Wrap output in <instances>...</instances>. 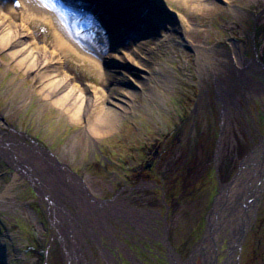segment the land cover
Returning <instances> with one entry per match:
<instances>
[{
	"label": "rangeland",
	"instance_id": "374dc122",
	"mask_svg": "<svg viewBox=\"0 0 264 264\" xmlns=\"http://www.w3.org/2000/svg\"><path fill=\"white\" fill-rule=\"evenodd\" d=\"M196 1L200 11L193 1L139 0L159 22L138 20L129 44L113 46L100 24L75 32L81 46L60 50L49 72L66 70L85 96H103L78 118L0 43V139L32 144L43 165L0 148V264H174L171 254L202 264L193 249L209 211L264 135V0ZM119 2L130 18L128 0ZM46 14L63 32L68 17L78 20L55 0H0L7 31L21 23L28 45L54 49ZM113 87L132 94L128 111L93 138L87 120L111 104ZM249 224L236 264H264V182ZM228 237L218 236L220 262Z\"/></svg>",
	"mask_w": 264,
	"mask_h": 264
},
{
	"label": "bare ground",
	"instance_id": "6f19581e",
	"mask_svg": "<svg viewBox=\"0 0 264 264\" xmlns=\"http://www.w3.org/2000/svg\"><path fill=\"white\" fill-rule=\"evenodd\" d=\"M103 2L108 9H116L119 12L124 9L125 3L119 2L120 0H100ZM139 1V0H138ZM137 0H128L130 9H125L132 14L131 19L135 20H153L156 16L148 18L149 12L146 9L148 6H139ZM197 2L196 0H187ZM141 2V1H140ZM122 3V5H119ZM197 10L200 11L202 4L197 2ZM143 8V9H141ZM149 8V7H148ZM120 18H123L121 13ZM156 17V21H157ZM46 24L51 28L54 33V44L52 45L54 49L43 46H33L28 45L25 42L24 36L28 35L27 30L22 26L21 23L16 24L11 30H6V20L4 16H0V43L3 47L9 49V54L15 57L17 60L16 64L22 66L28 73H33L34 76L40 75L43 79L41 85V92L44 97H50L52 103L59 105L62 110L66 113H70L72 117H81L85 114L89 105L92 104L94 107L98 103L102 102L103 96H99L97 92L91 95H84L82 93L83 88L77 85L70 73L66 70H60L59 73L49 72L50 67H55L51 69H57L59 67V55L65 52L68 48L75 49L81 46V43L74 36H66L58 22H54L53 16L46 14L45 17ZM160 20V19H159ZM157 21L156 23H158ZM122 28L115 29V36L121 39L123 37V32L126 31L127 21L121 22ZM156 25V24H155ZM149 27L148 29H151ZM145 28L143 31H149ZM118 31V32H117ZM129 44L128 42H124ZM86 48V46H83ZM82 48V47H81ZM120 48H117V51ZM62 50V51H60ZM91 56L83 55L86 58ZM127 56V55H126ZM130 56V55H129ZM110 64L114 67L120 66L121 59L117 54L108 55ZM128 57V56H127ZM130 57H134L131 55ZM92 60V58H90ZM127 60L130 61L129 57ZM65 61V60H64ZM57 63V65H56ZM40 68L44 69L42 71H47L44 74H40ZM60 68V67H59ZM107 78L116 79L118 72L115 68L105 70ZM42 75V76H41ZM106 99L109 100L110 105L101 104L96 111L94 119L87 120V132L93 138L100 137L105 133L113 131L120 117L128 111L129 97L132 95L128 91H122L118 87H113L109 90ZM13 136V135H11ZM1 138L0 148H5L2 150L4 152L12 151L24 162L29 161V158L33 159L34 165L43 166L40 159H37L38 163H35L34 155L36 152L33 149L34 146L28 145L24 146L19 143L18 138ZM260 143L249 153L248 156L244 157L240 162L239 171L232 178V180L223 185L220 192L218 193L213 207L210 209L208 214V223L204 235L195 245L193 251L194 255H200L202 258V264H236L237 250L239 249V240L241 235L246 231L247 227L250 225V221L253 215L254 207L256 206V201L261 191V185L264 182V135L262 136ZM17 141H19L17 143ZM42 154L41 151H38ZM16 156V157H17ZM25 166V163H23ZM57 171H62L61 167H53ZM64 177L69 180L70 187L78 192L82 188L79 187L78 178L72 177L70 173L65 171ZM71 180H75V185L72 186ZM87 194V190H84ZM73 197V196H72ZM91 198V197H89ZM86 203V202H85ZM228 231L229 240L228 247L226 250V256L220 262L218 259V236L224 231ZM171 259L174 264H192L188 260H181L176 257L175 254H171ZM2 264V263H1Z\"/></svg>",
	"mask_w": 264,
	"mask_h": 264
},
{
	"label": "trees",
	"instance_id": "16d2710c",
	"mask_svg": "<svg viewBox=\"0 0 264 264\" xmlns=\"http://www.w3.org/2000/svg\"><path fill=\"white\" fill-rule=\"evenodd\" d=\"M31 253H35L38 258H42V254L39 251H36V249H31Z\"/></svg>",
	"mask_w": 264,
	"mask_h": 264
},
{
	"label": "water",
	"instance_id": "95a60500",
	"mask_svg": "<svg viewBox=\"0 0 264 264\" xmlns=\"http://www.w3.org/2000/svg\"><path fill=\"white\" fill-rule=\"evenodd\" d=\"M244 235H245V232L241 235L240 239H242V237H244Z\"/></svg>",
	"mask_w": 264,
	"mask_h": 264
}]
</instances>
